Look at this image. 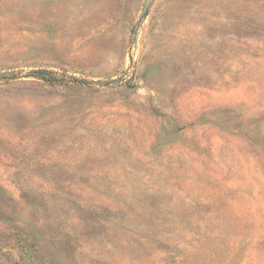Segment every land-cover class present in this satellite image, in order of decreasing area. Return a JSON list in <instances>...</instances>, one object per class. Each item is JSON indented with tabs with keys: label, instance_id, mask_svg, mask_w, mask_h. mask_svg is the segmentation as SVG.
<instances>
[{
	"label": "rangeland",
	"instance_id": "obj_1",
	"mask_svg": "<svg viewBox=\"0 0 264 264\" xmlns=\"http://www.w3.org/2000/svg\"><path fill=\"white\" fill-rule=\"evenodd\" d=\"M0 264H264V0H0Z\"/></svg>",
	"mask_w": 264,
	"mask_h": 264
},
{
	"label": "trees",
	"instance_id": "obj_2",
	"mask_svg": "<svg viewBox=\"0 0 264 264\" xmlns=\"http://www.w3.org/2000/svg\"><path fill=\"white\" fill-rule=\"evenodd\" d=\"M43 70H37V71H34L33 73H32V75H34V76H36L37 78H45V77H43Z\"/></svg>",
	"mask_w": 264,
	"mask_h": 264
}]
</instances>
